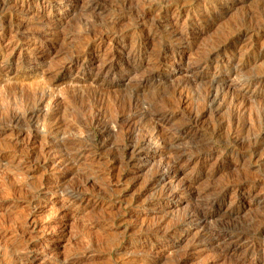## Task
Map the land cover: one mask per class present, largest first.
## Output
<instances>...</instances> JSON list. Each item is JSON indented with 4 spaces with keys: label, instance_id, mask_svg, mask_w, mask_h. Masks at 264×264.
<instances>
[{
    "label": "rangeland",
    "instance_id": "rangeland-1",
    "mask_svg": "<svg viewBox=\"0 0 264 264\" xmlns=\"http://www.w3.org/2000/svg\"><path fill=\"white\" fill-rule=\"evenodd\" d=\"M3 1L0 264H264V0ZM153 126L173 144L135 152Z\"/></svg>",
    "mask_w": 264,
    "mask_h": 264
},
{
    "label": "bare ground",
    "instance_id": "bare-ground-1",
    "mask_svg": "<svg viewBox=\"0 0 264 264\" xmlns=\"http://www.w3.org/2000/svg\"><path fill=\"white\" fill-rule=\"evenodd\" d=\"M3 1V0H2ZM48 1V0H47ZM94 1V0H93ZM92 0H91V2L89 3V4H85L83 7L85 8V7H87L88 5H93V7L95 8L96 6H98V4L96 3V2H93ZM51 2V1H50ZM150 2V1H149ZM191 2V1H190ZM2 3H4V1L2 2ZM181 3V2H180ZM182 4V3H181ZM184 4V3H183ZM150 5V4H149ZM157 5V4H156ZM155 5V6H156ZM7 6V5H6ZM16 6V5H15ZM165 6V5H164ZM163 6V7H164ZM101 7V6H100ZM147 7V6H146ZM14 8V7H13ZM21 9V8H20ZM20 9H18V12H19V10ZM150 9V8H149ZM155 9V8H154ZM15 10H17V9H15ZM24 10V9H23ZM161 10V9H160ZM174 10H176V9H174ZM182 10V9H181ZM2 11H4V10H2ZM11 11V10H10ZM9 11V12H10ZM21 11V10H20ZM165 11V10H164ZM150 13V12H149ZM174 13V12H173ZM31 14V13H30ZM32 14H34V13H32ZM4 15V14H3ZM10 15H12V14H10ZM36 15V14H35ZM7 16V15H6ZM137 16V15H136ZM142 16V15H141ZM144 16V15H143ZM14 17V16H13ZM140 17V16H139ZM148 17V16H147ZM4 18V17H3ZM10 18V20H11V17H9ZM27 18V17H26ZM27 19H29V18H27ZM140 19V18H139ZM9 20V21H10ZM26 20V19H25ZM142 20V19H141ZM2 21H4V20H2ZM12 21V20H11ZM32 21V20H31ZM26 22V21H25ZM2 24V23H1ZM7 24V23H6ZM10 24V23H9ZM18 24H22L21 22H20V20H19V22H18ZM13 25V24H12ZM17 25V24H16ZM47 25V24H46ZM22 26V25H21ZM52 26V25H51ZM8 27H11V26H8ZM17 27V26H16ZM53 27H54V25H53ZM173 27V26H172ZM13 28V27H12ZM171 28V27H170ZM8 29V28H7ZM20 29V28H19ZM172 29V28H171ZM17 30V29H16ZM170 30V29H169ZM15 31V30H14ZM19 31V30H18ZM17 31V32H18ZM21 31V30H20ZM10 32V31H9ZM16 32V33H17ZM176 32V31H175ZM4 33V32H3ZM14 34H15V32H14ZM168 34H169V32H168ZM171 34H172V32H171ZM175 34V33H174ZM178 34V33H177ZM80 35V34H79ZM17 36V35H16ZM167 36H169V35H167ZM175 37H177V36H175ZM181 37V36H180ZM47 38V37H46ZM55 39V38H54ZM185 39V38H184ZM183 39V40H184ZM178 40V39H177ZM180 40H182V39H180ZM174 41V40H173ZM245 43V42H244ZM246 49H252V48H246ZM245 50V49H244ZM42 51V50H41ZM246 51V50H245ZM90 52V51H89ZM146 52V51H145ZM44 53V52H43ZM85 53H86V51H85ZM140 53V52H139ZM44 55V54H43ZM150 56H151V54H149ZM47 56V55H46ZM45 56V57H46ZM97 56V55H96ZM148 56V55H147ZM158 56H159V53H158ZM157 56V57H158ZM99 57V56H98ZM86 58V57H85ZM155 59V58H154ZM158 59H160V58H158ZM46 60V59H45ZM157 60V59H156ZM127 62H126V67L127 68H131V64H130V60L128 61V60H126ZM25 62V61H24ZM125 63V62H124ZM31 64V63H30ZM102 64V63H101ZM103 64H104V62H103ZM134 64V63H133ZM132 64V65H133ZM99 65V64H98ZM125 65V64H124ZM102 66V65H101ZM134 66V65H133ZM136 66V65H135ZM134 66V67H135ZM99 67H100V65H99ZM101 68L102 67H100V71H101ZM128 69V70H129ZM107 72H108V69L106 70ZM97 72H99V71H97ZM106 73V72H105ZM215 73V72H214ZM218 73V72H217ZM96 75V74H95ZM214 78V77H213ZM218 81V80H217ZM217 81H214V82H212V84H211V87H209L210 89H209V92H208V97H207V99L209 100V102L211 103V104H213V103H215V102H217L218 100H225L226 98H227V95H226V93L228 92V94H230V96H229V99H230V102H237V100L239 99L238 98V94L237 93H235V91H234V89H231L232 87H226V93L225 92H223V88L219 85V83L217 82ZM252 80L251 79H248V80H246L245 82H243V85H244V88H248L251 84H252ZM257 84V86H259L260 85V83H261V80L260 81H255ZM221 83V82H220ZM264 83V82H263ZM222 84V83H221ZM178 84H176L175 85V87L177 86ZM183 85V84H182ZM224 85V84H223ZM178 87H180V86H178ZM180 90H182V89H180ZM208 90V89H207ZM35 91V90H34ZM33 91V92H34ZM37 91H35V93H36ZM39 92V91H38ZM181 92V91H180ZM207 92V91H206ZM35 93H34V95H33V93H30L32 96H35ZM39 94V95H38ZM38 94H36V96L38 95V98H36L37 100H36V105H38L39 103H41V102H43V101H46V99L48 98V96L47 95H44L43 93L40 95V93H38ZM206 94V93H205ZM26 95V94H25ZM30 95V96H31ZM8 96V95H7ZM17 96V95H16ZM22 96V95H21ZM32 96L30 97V98H32ZM206 96V95H205ZM9 97V96H8ZM27 97V96H26ZM29 97V96H28ZM27 97V98H28ZM35 98V97H34ZM33 98V99H34ZM131 98V97H130ZM130 98H129V100H130ZM19 100L20 99H22V98H18ZM23 99H24V97H23ZM26 99V98H25ZM32 99V100H33ZM100 99V98H99ZM98 99V100H99ZM206 99V98H205ZM11 100H17V98L15 99H11ZM28 100V99H27ZM27 100H25V101H27ZM135 100V99H134ZM100 101V100H99ZM206 101V100H205ZM12 102H14V101H12ZM23 102V101H22ZM28 102V103H27ZM26 103L27 104H29V101H27ZM33 102H35V100L33 101ZM131 102V101H130ZM134 102H136V100L134 101ZM134 102H133V104H134ZM208 102V101H207ZM226 102V101H225ZM14 103H16V102H14ZM19 103V102H18ZM221 103V102H220ZM231 103V104H232ZM35 104V103H34ZM34 104H33V106H34ZM132 104V103H131ZM136 104H137V102H136ZM216 104V103H215ZM230 104V103H229ZM239 104H241V100H239ZM18 105V104H17ZM21 105H23V104H21ZM30 106L32 105V103H31V101H30V104H29ZM138 105V104H137ZM158 105V104H157ZM156 105V106H157ZM160 105V104H159ZM217 105H220L219 103L218 104H216V107H217ZM13 106H14V104H13ZM20 106V105H19ZM25 106V105H24ZM131 106V105H130ZM135 106V105H134ZM163 106V105H162ZM162 106H159V107H161L162 108ZM166 106V105H165ZM164 106V107H165ZM208 106V105H207ZM206 106V107H207ZM212 106V105H211ZM210 106V107H211ZM17 107V106H16ZM21 107V106H20ZM23 107V106H22ZM26 107V106H25ZM35 107V106H34ZM137 107V106H136ZM144 107V106H143ZM214 107V106H213ZM32 107H30V109H31ZM130 108V107H129ZM141 108V107H140ZM145 108V107H144ZM156 108V107H155ZM15 110H16V108H14ZM14 109H12V110H14ZM20 109V108H19ZM19 109L17 110L18 112H19ZM24 109H26V108H24ZM130 109H132V107L130 108ZM130 109H128L129 111L127 112V113H125L124 112V114L126 115H123V116H125V117H123V122H121V120H119L120 122H121V124L123 123V126H128V127H130V126H134V123H136V120L138 121V120H142V118L144 117V115L145 114H147V111L148 112H150L149 111V109L147 110V108H145V113H142V111L141 110H139V111H136V110H130ZM136 109V108H135ZM156 109H158V106H157V108ZM160 109V108H159ZM14 110V111H15ZM21 110V109H20ZM27 111H24L23 112V115H22V117H21V114H20V112H19V114H17L18 112H16V113H14L13 114V119H22V118H26V117H29L30 115H31V112H29L30 110H28V108L26 109ZM125 110V109H124ZM154 110V109H153ZM262 110V109H261ZM260 110V111H261ZM98 111H100V108H99V110ZM140 111H141V113H140ZM156 111V110H155ZM162 111H163V109H162ZM165 111V110H164ZM153 112V111H152ZM262 112V111H261ZM95 113H97V112H95ZM101 113V112H100ZM104 113V112H103ZM159 113V112H158ZM163 113V112H162ZM166 113V112H165ZM98 114V113H97ZM119 114V113H118ZM121 114H122V112H121ZM142 114H144L143 115V117H142ZM152 114V113H151ZM151 114H149V115H151ZM259 114H260V112H259ZM258 114V115H259ZM262 114V113H261ZM101 114H99V115H95V117H94V115L92 116V117H94L93 119H95L98 123H99V121L102 123L103 122V120H102V118L104 117H101L100 116ZM106 115V114H105ZM117 115V114H116ZM141 115V116H140ZM161 115V114H160ZM163 115V114H162ZM119 116H120V114H119ZM139 116L141 117V119L139 118ZM148 116V115H147ZM158 116V115H157ZM264 116V115H263ZM262 116V117H263ZM149 117V116H148ZM11 118H12V116H11ZM136 118H139V119H136ZM145 118H147V117H145ZM157 118V117H156ZM191 117L189 116V119H190ZM196 118V117H195ZM260 118V117H259ZM12 119V120H13ZM93 119H90V120H92V121H94ZM104 119H106V118H104ZM108 119V118H107ZM115 119V117L112 119L113 121H115L114 120ZM152 119V118H151ZM161 119V118H160ZM167 119V118H166ZM25 120V119H24ZM109 120H110V118H109ZM148 120V119H147ZM150 120V119H149ZM196 120V119H195ZM262 120H264V119H262ZM91 121V122H92ZM112 121V122H113ZM145 121V120H144ZM153 122H154V120H152ZM19 122V121H18ZM108 122V121H107ZM107 122L105 123V122H103L104 124H107ZM116 122V121H115ZM140 123H141V121H139ZM142 122H143V120H142ZM151 121H149L148 123H150ZM156 122V121H155ZM154 122V123H155ZM166 122V121H165ZM152 123V122H151ZM153 123V124H154ZM157 123V122H156ZM95 124V123H94ZM109 124V123H108ZM111 124V123H110ZM117 124H118V122H117ZM137 124V123H136ZM143 124V123H142ZM159 124V123H158ZM160 124H162V123H160ZM187 124V123H186ZM91 125V124H90ZM101 125V124H100ZM112 125H114V124H112ZM115 125H116V123H115ZM115 125L114 126H112V127H115ZM119 125V124H118ZM139 125V124H138ZM145 125V124H144ZM146 125H147V122H146ZM145 125V126H146ZM154 125H156V124H154ZM95 126V125H94ZM105 126H107V125H105ZM122 126V125H121ZM136 126V125H135ZM139 126H141V125H139ZM148 126H150V125H148ZM148 126H146V127H148ZM157 126V125H156ZM98 127V126H97ZM108 127V126H107ZM117 127V126H116ZM102 127H100V129H101ZM134 129H135V127H133ZM159 128V127H158ZM161 129H162V127H160ZM159 128V129H160ZM182 128V127H181ZM229 128H230V126H229ZM109 129H110V127H109ZM126 129V128H125ZM124 129V130H125ZM128 129V128H127ZM161 129H160V131H161ZM103 130H104V127H103ZM105 130H107V129H105ZM137 130H139L138 128H137ZM151 130V129H150ZM100 131H102V130H100ZM110 131V130H109ZM114 131H115V129H114ZM116 131H118V130H116ZM121 131V130H120ZM144 131V130H143ZM145 131H148L149 132V130H148V128H147V130H145ZM159 131V132H160ZM163 131V130H162ZM161 131V132H162ZM132 132V131H131ZM134 132V131H133ZM147 132V133H148ZM103 133V132H102ZM117 133V132H116ZM130 133V132H129ZM145 133V132H144ZM167 133V132H166ZM165 133V134H166ZM121 134V133H120ZM126 134V133H125ZM127 134H128V131H127ZM175 134V133H174ZM174 134H173V136H166V135H164V131H163V133L162 134H160V133H158V131H157V128H155L154 126H153V130H151V132H149V134H145L146 136H144V137H142V140L140 141V142H138V143H136V144H134L133 146H132V148L134 149V151L135 152H140V151H143V150H149L150 149V147H151V145L153 144V146H154V144H158V145H160V144H162L163 146L166 144V142H167V144L168 143H172L173 142V140H175V137H174ZM105 135V134H104ZM131 135V134H130ZM142 135V134H141ZM140 135V136H141ZM133 136V135H132ZM233 136V135H232ZM126 137V135L124 136V138ZM138 137V136H137ZM132 138V137H131ZM139 139V138H138ZM177 139V138H176ZM125 140V139H124ZM249 140V139H248ZM256 140V139H255ZM255 140H253L254 142H255ZM134 141H136V140H134ZM126 142H127V140H126ZM254 142L252 143V144H254ZM257 143V142H256ZM127 144V143H126ZM170 144H168V145H170ZM173 144V143H172ZM241 144H242V142H241ZM244 144H245V142H244ZM244 144H242V145H244ZM124 145H125V143H124ZM132 145V144H131ZM130 145V146H131ZM236 145V144H235ZM239 145H240V143H239ZM241 145V146H242ZM246 145V144H245ZM129 146V145H128ZM163 146H161V147H163ZM238 146V145H237ZM51 147V146H50ZM124 148H125V146H123ZM122 147V148H123ZM157 147V146H156ZM166 147V146H165ZM123 148V149H124ZM128 148V147H127ZM180 148V147H179ZM125 150V149H124ZM120 151H123L122 149L120 150ZM133 151V150H132ZM124 152V151H123ZM161 152V151H160ZM167 152H168V150H167ZM165 153V152H164ZM163 153V154H164ZM172 153V152H171ZM122 154V153H121ZM126 154V153H125ZM129 154H130V152H129ZM132 155V154H131ZM134 155V154H133ZM132 155V156H133ZM122 156H123V154H122ZM131 156V157H132ZM144 156V155H143ZM171 156V155H170ZM236 156V155H235ZM126 157V156H125ZM129 157V156H128ZM218 157V156H217ZM147 158V157H146ZM74 159V158H73ZM76 159V158H75ZM115 159V158H114ZM129 159H131V158H129ZM164 159V158H163ZM168 159V158H167ZM179 159V158H178ZM65 160V159H64ZM70 159H68V161H69ZM72 160V159H71ZM124 160V159H123ZM175 160H176V158H175ZM174 160V161H175ZM67 161V162H68ZM73 161H75V160H73ZM114 161V160H113ZM125 161H127V160H125ZM163 161V160H162ZM173 161V160H172ZM71 162V161H70ZM156 162V161H155ZM167 162H169L168 160H167ZM166 162V163H167ZM171 162V161H170ZM170 162L168 163V164H170ZM154 163V162H153ZM166 163H163V164H166ZM176 163V162H175ZM160 164V163H159ZM167 164V165H168ZM127 165V164H126ZM173 165V164H172ZM161 166V165H160ZM159 165H158V167H160ZM163 167V166H162ZM169 166H167V168H168ZM176 167V166H175ZM164 168H166V167H164ZM163 168V169H164ZM178 169H179V167H177ZM157 169V168H156ZM173 169V168H172ZM176 169V168H175ZM168 170V169H167ZM170 170V169H169ZM160 171V170H159ZM165 171V170H164ZM161 173V172H160ZM155 177V176H154ZM163 185V184H162ZM180 185V184H179ZM182 185H185V184H182ZM165 186V185H164ZM169 186L171 187V185L169 184ZM176 186V185H175ZM168 187V186H167ZM169 187V188H170ZM174 187V186H173ZM178 187V186H177ZM184 187V186H183ZM164 189H167L166 187L164 188ZM175 189H178V188H175ZM169 190V189H168ZM170 190H172L171 188H170ZM163 192L165 191V190H162ZM161 191V192H162ZM198 191V190H197ZM160 192V191H159ZM166 193H167V190L165 191ZM169 193V192H168ZM248 193V192H247ZM162 194V193H161ZM171 194V193H170ZM199 195V194H198ZM246 195V194H245ZM167 196H168V194H167ZM175 196V195H174ZM236 196V195H235ZM248 196V195H247ZM166 197V196H165ZM176 199V198H175ZM178 199H180V198H178ZM234 200V199H233ZM234 201H236V198H235V200ZM213 203V202H212ZM215 203V202H214ZM232 203H235V202H232ZM232 203H230V204H232ZM211 204V203H210ZM209 209V208H208ZM207 211H203V208L201 209V210H195V211H192L191 213H188L187 214V221H189L190 223H194V224H198L199 226H201L203 229L205 228V219L207 218ZM232 214V213H231ZM230 214V215H231ZM223 216V215H222ZM228 217V216H227ZM256 218H258V216L256 217ZM259 219V218H258ZM262 219V218H261ZM260 219V220H261ZM185 220V219H184ZM262 221V220H261ZM196 222V223H195ZM220 222V221H219ZM262 222H264V221H262ZM260 224V223H259ZM261 225V224H260ZM210 226V225H209ZM258 227V226H257ZM208 228V227H207ZM217 228V227H216ZM221 228V227H220ZM259 228V227H258ZM206 229V228H205ZM222 229V228H221ZM221 229H219V228H217V229H214V228H212V229H206V231H205V233H203V234H206V233H208L209 234V243L210 242H218V241H221V240H226V239H228V235L226 234V232L225 231H223V230H221ZM255 229V228H254ZM151 230H153V229H151ZM158 230V229H157ZM226 230V229H225ZM258 230H260V229H258ZM200 231V230H199ZM198 231V232H199ZM237 231V230H236ZM241 231V230H240ZM243 231V230H242ZM154 232V231H153ZM201 232V231H200ZM199 232V233H200ZM254 232V231H253ZM257 232V231H256ZM256 232H254V233H256ZM230 234V233H229ZM248 234V233H247ZM250 234V233H249ZM199 235V234H198ZM234 235V234H233ZM252 235V234H251ZM202 236H204V235H202ZM249 237H251V236H249ZM240 238V237H239ZM247 238V237H246ZM208 239V238H207ZM243 241H245V240H243ZM208 242V241H207ZM226 243V245H230V244H232V240H227V241H225ZM221 243H223V242H221ZM217 243H215V245H216ZM234 244V243H233ZM232 244V245H233ZM218 245V244H217ZM235 245V244H234ZM231 246V245H230ZM239 246V245H238ZM217 248H218V246H217ZM226 248V247H225ZM248 249V248H247ZM252 250V249H251ZM256 252V251H255ZM246 254V253H245ZM255 254V253H254ZM250 256H251V254H250ZM241 257V256H240ZM255 257V256H254ZM235 263V262H234ZM233 264V263H232ZM237 264V263H236Z\"/></svg>",
    "mask_w": 264,
    "mask_h": 264
}]
</instances>
